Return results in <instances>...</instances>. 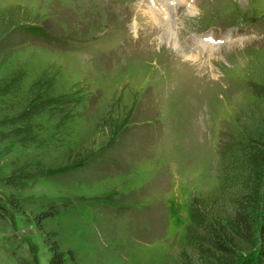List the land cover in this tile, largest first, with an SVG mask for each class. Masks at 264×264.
Returning <instances> with one entry per match:
<instances>
[{
	"label": "rangeland",
	"instance_id": "rangeland-1",
	"mask_svg": "<svg viewBox=\"0 0 264 264\" xmlns=\"http://www.w3.org/2000/svg\"><path fill=\"white\" fill-rule=\"evenodd\" d=\"M174 2L166 19L150 0H0V264H49L36 221L56 210L43 224L68 264L193 260L195 210L228 219L249 192L264 0ZM200 35L214 51L188 47Z\"/></svg>",
	"mask_w": 264,
	"mask_h": 264
},
{
	"label": "trees",
	"instance_id": "trees-1",
	"mask_svg": "<svg viewBox=\"0 0 264 264\" xmlns=\"http://www.w3.org/2000/svg\"><path fill=\"white\" fill-rule=\"evenodd\" d=\"M28 34L39 38L49 37L45 30L29 27L26 30ZM54 42H56L54 40ZM24 120H27L26 118ZM25 122V121H24ZM264 136V135H263ZM259 139L248 147L245 156V184L249 192L237 201L234 214L228 219L215 217L210 211L194 213L195 230L189 232V240L198 233V240L194 259L187 255L185 250L180 253L176 264H264V138ZM112 144L115 140L111 141ZM110 143L109 145L112 146ZM95 156L94 159H100ZM87 159V158H85ZM94 160L81 162L74 166L76 171L88 167ZM98 161V160H96ZM87 164V165H86ZM79 166V167H77ZM66 169L73 171V167L61 168L47 172L49 176H60ZM74 172V171H73ZM255 205H251V204ZM59 210L55 212H46L42 214L37 222L38 229L44 236L45 243L49 247L51 258L49 264H68L67 255L71 260H75L74 253L69 251L67 254L61 251L57 232L47 231L44 227V221L48 217L58 215ZM257 213V214H256ZM259 218V219H258ZM242 241L253 242L256 248L250 254H240V243Z\"/></svg>",
	"mask_w": 264,
	"mask_h": 264
},
{
	"label": "bare ground",
	"instance_id": "bare-ground-1",
	"mask_svg": "<svg viewBox=\"0 0 264 264\" xmlns=\"http://www.w3.org/2000/svg\"><path fill=\"white\" fill-rule=\"evenodd\" d=\"M160 6H162L161 4H160ZM168 8V9H167ZM150 11H151V13L153 14V13H156V12H161V14L162 15H164V16H166V19H169L168 18V16H170L171 14H172V12L175 10V7H172V6H170L169 4H167V7L166 8H164L163 6H162V9H160V8H158V6H157V4H152V7H150V9H149ZM197 11V9H195V10H191V11H189L188 12V14L189 15H194L195 14V12ZM157 21V20H156ZM159 23V22H158ZM171 23V22H170ZM163 28H164V31L166 32V34H167V36L170 38V39H172L174 42H176L177 40H174L173 39V37H174V30H173V26H172V24H170V25H164V26H162ZM165 34V35H166ZM178 37V36H177ZM202 44H203V47L205 48V51H208L209 52V50L210 49H212V51H214V47H215V45L213 44V43H209V42H206V43H204V42H202ZM214 46V47H213ZM195 58V57H194ZM197 59V58H196Z\"/></svg>",
	"mask_w": 264,
	"mask_h": 264
}]
</instances>
